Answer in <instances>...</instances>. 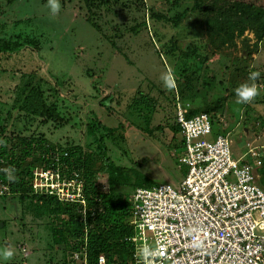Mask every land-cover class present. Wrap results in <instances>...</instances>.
I'll return each mask as SVG.
<instances>
[{"label":"rangeland","instance_id":"obj_1","mask_svg":"<svg viewBox=\"0 0 264 264\" xmlns=\"http://www.w3.org/2000/svg\"><path fill=\"white\" fill-rule=\"evenodd\" d=\"M1 41L0 137L55 146L32 169L31 192L0 193V248H13L14 260L28 253L16 263L65 261L64 242L81 229L66 232V216L52 210L101 208L85 186L127 201L137 187L176 183L185 169L178 105L207 112V139L226 134L264 190V0H60L55 15L47 0H0ZM166 70L173 89L160 80ZM246 82L260 94L238 104L234 89ZM73 150L100 162L87 182L60 160Z\"/></svg>","mask_w":264,"mask_h":264},{"label":"built area","instance_id":"obj_2","mask_svg":"<svg viewBox=\"0 0 264 264\" xmlns=\"http://www.w3.org/2000/svg\"><path fill=\"white\" fill-rule=\"evenodd\" d=\"M174 118L184 173L174 184L131 193L129 264H264V190L255 183L253 165L232 156L226 134L207 139V112L191 115L178 105ZM74 195L65 193L67 201ZM144 245L157 255L142 257ZM63 264H88L85 248L68 252ZM96 264L112 262L100 253Z\"/></svg>","mask_w":264,"mask_h":264},{"label":"trees","instance_id":"obj_3","mask_svg":"<svg viewBox=\"0 0 264 264\" xmlns=\"http://www.w3.org/2000/svg\"><path fill=\"white\" fill-rule=\"evenodd\" d=\"M5 44L0 43V51L5 49ZM218 105V102L215 106ZM215 108H211V110ZM190 114L194 112L190 111ZM179 145V144H178ZM54 145L46 138L31 136H15L12 138L0 137V193L22 194L32 191V169L47 163L48 156L54 153ZM180 148V145L178 146ZM83 157L77 156V150L69 151L67 156H61L68 170H78L87 180L93 178L95 167L100 163L96 154L85 152ZM46 165H44L45 167ZM3 169H14L16 180L10 182ZM87 185V184H86ZM88 203L98 199L102 207L85 210L78 214L77 208L71 202H56L53 213L66 216L65 231L75 234L78 228L81 233L75 238L62 241L69 252L85 248L88 264H96L98 254L104 253L108 258L118 261L116 264H129L132 245L128 237L132 232V214L130 200L123 201L114 194L101 192L92 185L85 186ZM67 236V235H66ZM64 262V261H63ZM63 264V263H62Z\"/></svg>","mask_w":264,"mask_h":264},{"label":"clouds","instance_id":"obj_4","mask_svg":"<svg viewBox=\"0 0 264 264\" xmlns=\"http://www.w3.org/2000/svg\"><path fill=\"white\" fill-rule=\"evenodd\" d=\"M47 6L50 12L55 15L60 9V0H47ZM260 75L259 72H251L249 74V80H255ZM165 88L173 89L176 86L174 74L171 71H165L160 75ZM236 103L245 104L253 101V99L260 94L259 89L254 83H242L235 89ZM6 174V178L10 182H15L16 176L14 169H3ZM14 255V249L11 247L0 248V264H6ZM140 255L142 257H152L157 255V250L151 248L148 245H144L140 249Z\"/></svg>","mask_w":264,"mask_h":264},{"label":"crops","instance_id":"obj_5","mask_svg":"<svg viewBox=\"0 0 264 264\" xmlns=\"http://www.w3.org/2000/svg\"><path fill=\"white\" fill-rule=\"evenodd\" d=\"M251 165H253V164H251ZM253 168H254V166H253ZM257 176H258V178H259V174L257 173ZM28 255V253L25 251V250H23V252H22V254H21V256H20V258H18L17 260L18 261H20V260H22L23 259V257H25V256H27ZM17 260H14V259H9L6 263H16V262H18Z\"/></svg>","mask_w":264,"mask_h":264}]
</instances>
